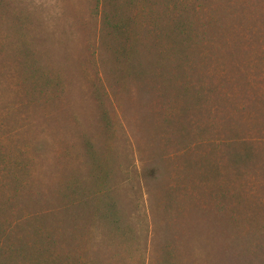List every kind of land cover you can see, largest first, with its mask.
I'll list each match as a JSON object with an SVG mask.
<instances>
[{"label":"rangeland","instance_id":"374dc122","mask_svg":"<svg viewBox=\"0 0 264 264\" xmlns=\"http://www.w3.org/2000/svg\"><path fill=\"white\" fill-rule=\"evenodd\" d=\"M0 264H264V0H0Z\"/></svg>","mask_w":264,"mask_h":264}]
</instances>
